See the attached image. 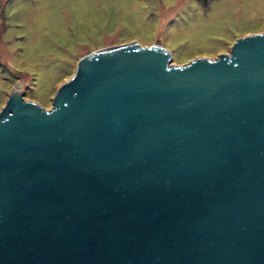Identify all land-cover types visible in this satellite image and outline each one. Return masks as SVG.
Listing matches in <instances>:
<instances>
[{
  "label": "water",
  "instance_id": "1",
  "mask_svg": "<svg viewBox=\"0 0 264 264\" xmlns=\"http://www.w3.org/2000/svg\"><path fill=\"white\" fill-rule=\"evenodd\" d=\"M0 264H264V32L88 53L49 109L11 92Z\"/></svg>",
  "mask_w": 264,
  "mask_h": 264
},
{
  "label": "rangeland",
  "instance_id": "2",
  "mask_svg": "<svg viewBox=\"0 0 264 264\" xmlns=\"http://www.w3.org/2000/svg\"><path fill=\"white\" fill-rule=\"evenodd\" d=\"M264 32V0H0V110L14 90L45 109L88 53L158 44L171 63L214 59Z\"/></svg>",
  "mask_w": 264,
  "mask_h": 264
}]
</instances>
